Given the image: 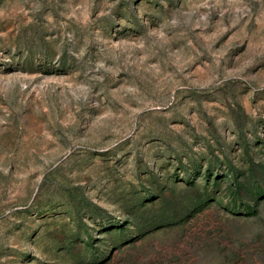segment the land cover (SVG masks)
<instances>
[{
  "label": "rangeland",
  "instance_id": "obj_1",
  "mask_svg": "<svg viewBox=\"0 0 264 264\" xmlns=\"http://www.w3.org/2000/svg\"><path fill=\"white\" fill-rule=\"evenodd\" d=\"M0 264H264V0H0Z\"/></svg>",
  "mask_w": 264,
  "mask_h": 264
}]
</instances>
